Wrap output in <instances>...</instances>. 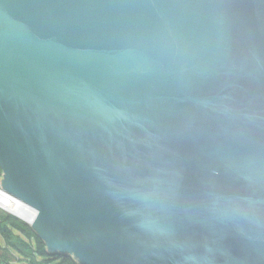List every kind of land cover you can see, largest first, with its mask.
Segmentation results:
<instances>
[{"label":"water","instance_id":"95a60500","mask_svg":"<svg viewBox=\"0 0 264 264\" xmlns=\"http://www.w3.org/2000/svg\"><path fill=\"white\" fill-rule=\"evenodd\" d=\"M0 171L78 264H264V0H0Z\"/></svg>","mask_w":264,"mask_h":264},{"label":"trees","instance_id":"16d2710c","mask_svg":"<svg viewBox=\"0 0 264 264\" xmlns=\"http://www.w3.org/2000/svg\"><path fill=\"white\" fill-rule=\"evenodd\" d=\"M0 264H78L73 257L51 252L30 226L0 213Z\"/></svg>","mask_w":264,"mask_h":264},{"label":"bare ground","instance_id":"6f19581e","mask_svg":"<svg viewBox=\"0 0 264 264\" xmlns=\"http://www.w3.org/2000/svg\"><path fill=\"white\" fill-rule=\"evenodd\" d=\"M0 209L17 217L21 221L27 223L26 219H24L23 212L17 206V201H15L12 197L7 196L1 190H0Z\"/></svg>","mask_w":264,"mask_h":264},{"label":"rangeland","instance_id":"374dc122","mask_svg":"<svg viewBox=\"0 0 264 264\" xmlns=\"http://www.w3.org/2000/svg\"><path fill=\"white\" fill-rule=\"evenodd\" d=\"M1 179H2V173H1V171H0V182H1ZM0 213H7V212H5V211H3L2 209H0Z\"/></svg>","mask_w":264,"mask_h":264}]
</instances>
